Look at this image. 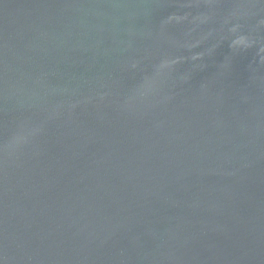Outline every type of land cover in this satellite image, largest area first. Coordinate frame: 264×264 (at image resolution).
Masks as SVG:
<instances>
[{
    "label": "water",
    "instance_id": "95a60500",
    "mask_svg": "<svg viewBox=\"0 0 264 264\" xmlns=\"http://www.w3.org/2000/svg\"><path fill=\"white\" fill-rule=\"evenodd\" d=\"M0 264H264V0H0Z\"/></svg>",
    "mask_w": 264,
    "mask_h": 264
}]
</instances>
